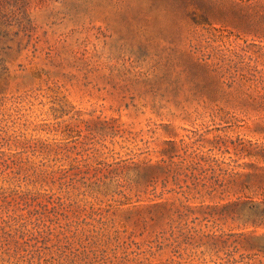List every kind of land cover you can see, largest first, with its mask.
I'll use <instances>...</instances> for the list:
<instances>
[{
    "label": "rangeland",
    "instance_id": "obj_1",
    "mask_svg": "<svg viewBox=\"0 0 264 264\" xmlns=\"http://www.w3.org/2000/svg\"><path fill=\"white\" fill-rule=\"evenodd\" d=\"M0 264H264V0H0Z\"/></svg>",
    "mask_w": 264,
    "mask_h": 264
}]
</instances>
